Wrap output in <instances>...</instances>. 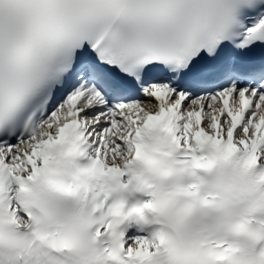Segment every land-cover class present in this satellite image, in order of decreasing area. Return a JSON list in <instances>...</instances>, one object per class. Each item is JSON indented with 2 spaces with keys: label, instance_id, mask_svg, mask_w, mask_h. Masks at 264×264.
Segmentation results:
<instances>
[{
  "label": "snow or ice",
  "instance_id": "snow-or-ice-1",
  "mask_svg": "<svg viewBox=\"0 0 264 264\" xmlns=\"http://www.w3.org/2000/svg\"><path fill=\"white\" fill-rule=\"evenodd\" d=\"M0 264H264V0H0Z\"/></svg>",
  "mask_w": 264,
  "mask_h": 264
}]
</instances>
